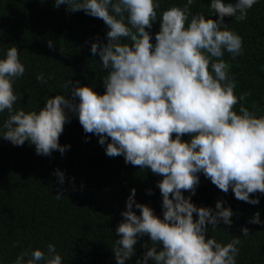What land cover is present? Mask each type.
<instances>
[{"label":"clouds","instance_id":"1","mask_svg":"<svg viewBox=\"0 0 264 264\" xmlns=\"http://www.w3.org/2000/svg\"><path fill=\"white\" fill-rule=\"evenodd\" d=\"M256 3L211 0L217 19L196 13L189 20L193 0H187L183 8L162 12L153 44L146 29L157 20V0H54L57 8L66 5L70 12L83 11L105 23L107 42L97 36L90 51L108 74L102 94L70 80L65 87L71 86V98L56 94L38 112L13 109L18 100L13 84L25 72L17 46L0 58V113L8 112L0 127L3 139L16 146L27 141L38 155H63L70 145H61L59 138L74 113L85 133L99 137L106 155L123 156L126 164L162 178L163 218L135 200V188L130 190L112 248L116 264L135 254L137 238L144 235L151 246L144 245L142 264H236L239 238L221 244L207 237L209 225H232V209L222 200L215 210L196 206L182 193L194 195L203 173L222 192L231 188L237 200L255 205L259 199L250 194H264V114H258L264 110L255 103L251 109L244 106L250 93L237 96L230 65L222 59L225 50L234 59L243 48L241 36L224 18L243 21ZM47 46L55 47L50 39ZM37 81L46 83L43 75ZM185 135L190 139H181ZM54 174L62 185L64 173L57 169ZM56 194L59 199L64 193ZM259 215L254 213L249 223H264ZM241 233L250 234L247 227ZM12 264H62V257L49 244L47 252L22 251Z\"/></svg>","mask_w":264,"mask_h":264},{"label":"trees","instance_id":"2","mask_svg":"<svg viewBox=\"0 0 264 264\" xmlns=\"http://www.w3.org/2000/svg\"><path fill=\"white\" fill-rule=\"evenodd\" d=\"M157 20L146 29L155 44V34L160 29V15L172 6L183 8L187 0H157ZM229 2V0H225ZM235 3V0H231ZM211 0H193L189 20L196 13L205 18L217 19L210 10ZM229 29L243 40L242 54L234 59L226 50L222 57L229 65V74L235 78L237 96L250 93L244 103L251 109L253 103L264 110V0L248 10L243 21L225 17ZM105 23L85 14L70 12L66 5L54 6V0H0V58L9 47L16 45L25 67L22 77L14 81L18 100L13 109L26 112L39 111L45 101L56 94L71 98L67 81H79L103 93V79L108 72L99 55L92 56L91 42L99 36L107 42ZM55 47L49 49L48 40ZM122 41L127 42L125 38ZM43 75L46 83L38 82ZM240 105L236 106L239 111ZM258 114H264V111ZM70 120L60 135L61 145H70L63 155L53 151L51 156L38 155L35 146L25 142L13 145L0 136V264H12L24 250L39 248L47 252L54 244L62 257V264H116L113 246L119 235L118 224L123 220L126 200L135 188V200L151 207L154 214L163 218L162 195L158 181L162 179L150 169L140 170L125 163L123 156L109 157L99 137L85 133L78 116L69 113ZM8 118L0 113V127ZM110 139V138H108ZM183 140H189L185 135ZM107 143V140H106ZM64 173L61 185L55 170ZM199 184L191 197L196 206L215 210L217 200L233 211L232 225L222 221L207 229V237L221 244L239 238L236 264H264V223H249L254 213L264 222V194H250L259 199L258 204L237 200L231 188L227 193L219 190L203 173H198ZM64 194L56 198L57 191ZM149 190H151L149 192ZM139 215V209H133ZM195 218V213H194ZM250 234L244 237L241 228ZM147 235L137 238L135 254L124 264H142ZM158 248L162 245H157ZM148 264H154L152 260Z\"/></svg>","mask_w":264,"mask_h":264}]
</instances>
